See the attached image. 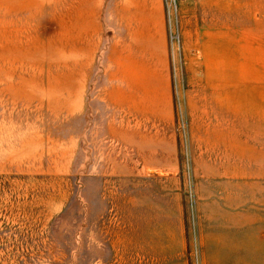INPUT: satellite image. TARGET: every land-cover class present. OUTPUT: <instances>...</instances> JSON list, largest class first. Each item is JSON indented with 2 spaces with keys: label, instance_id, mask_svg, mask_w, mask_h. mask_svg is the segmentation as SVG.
I'll return each mask as SVG.
<instances>
[{
  "label": "rangeland",
  "instance_id": "obj_1",
  "mask_svg": "<svg viewBox=\"0 0 264 264\" xmlns=\"http://www.w3.org/2000/svg\"><path fill=\"white\" fill-rule=\"evenodd\" d=\"M0 264H264V0H0Z\"/></svg>",
  "mask_w": 264,
  "mask_h": 264
},
{
  "label": "bare ground",
  "instance_id": "obj_2",
  "mask_svg": "<svg viewBox=\"0 0 264 264\" xmlns=\"http://www.w3.org/2000/svg\"><path fill=\"white\" fill-rule=\"evenodd\" d=\"M225 58L227 59L226 56H225ZM226 72L227 71H225V72L223 71V75H222L223 78L221 79V83H222V86L226 85L227 88L228 87L230 88V84H235V83L239 82V80L236 78V72L231 70V75L226 73ZM228 100H229V98H228Z\"/></svg>",
  "mask_w": 264,
  "mask_h": 264
},
{
  "label": "built area",
  "instance_id": "obj_3",
  "mask_svg": "<svg viewBox=\"0 0 264 264\" xmlns=\"http://www.w3.org/2000/svg\"><path fill=\"white\" fill-rule=\"evenodd\" d=\"M171 1L177 5L179 3V1H181V0H171Z\"/></svg>",
  "mask_w": 264,
  "mask_h": 264
}]
</instances>
